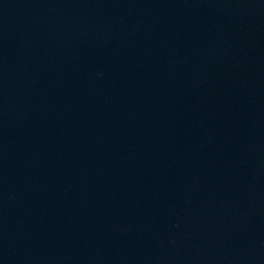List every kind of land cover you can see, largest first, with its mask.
Wrapping results in <instances>:
<instances>
[{
	"label": "water",
	"instance_id": "1",
	"mask_svg": "<svg viewBox=\"0 0 264 264\" xmlns=\"http://www.w3.org/2000/svg\"><path fill=\"white\" fill-rule=\"evenodd\" d=\"M0 264H264V0H0Z\"/></svg>",
	"mask_w": 264,
	"mask_h": 264
}]
</instances>
